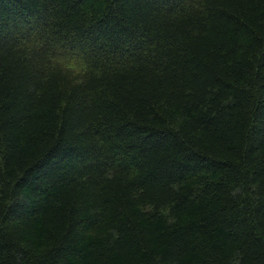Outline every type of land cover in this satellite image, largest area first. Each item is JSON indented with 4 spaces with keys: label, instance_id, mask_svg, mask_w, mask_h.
I'll use <instances>...</instances> for the list:
<instances>
[{
    "label": "trees",
    "instance_id": "obj_1",
    "mask_svg": "<svg viewBox=\"0 0 264 264\" xmlns=\"http://www.w3.org/2000/svg\"><path fill=\"white\" fill-rule=\"evenodd\" d=\"M0 264H264V0H0Z\"/></svg>",
    "mask_w": 264,
    "mask_h": 264
}]
</instances>
